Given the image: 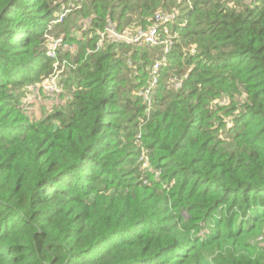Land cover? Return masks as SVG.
<instances>
[{
	"label": "trees",
	"instance_id": "obj_1",
	"mask_svg": "<svg viewBox=\"0 0 264 264\" xmlns=\"http://www.w3.org/2000/svg\"><path fill=\"white\" fill-rule=\"evenodd\" d=\"M67 2L0 0V264H264V0L180 9L148 114L137 94L163 47L94 51L95 32L145 29L174 0H84L55 23ZM73 14L92 16L80 38ZM49 39L78 45L69 109L30 122Z\"/></svg>",
	"mask_w": 264,
	"mask_h": 264
},
{
	"label": "built area",
	"instance_id": "obj_2",
	"mask_svg": "<svg viewBox=\"0 0 264 264\" xmlns=\"http://www.w3.org/2000/svg\"><path fill=\"white\" fill-rule=\"evenodd\" d=\"M84 0H68L67 5L68 7L61 9L58 16L56 17L55 23H60L63 21L65 17H67L71 12L77 11L81 9V3ZM235 1H242V0H233ZM175 7L172 9V12L164 13L162 11H157L153 18L151 19V25L147 28H134L136 30H139V35L137 33H134L133 35H126V33L123 31H119L117 29L116 24L111 21L107 20L104 28L102 31H96L95 34L97 36V41L95 43V51H98L100 49H103L105 47V44H128L131 47L137 46V47H143V48H149L153 46H162L163 51L159 58H157L151 69H150V79L147 83V87L144 89H141L138 92V97L141 98L142 102L146 106V114L149 113L151 105H152V93L155 85L157 84L156 76L157 72L166 63V57L165 53L168 51L172 44L173 36L170 34L169 29L167 27L168 24H171L175 20V16L178 14V11L180 9H191L192 2L191 0H174ZM233 2H231L233 4ZM92 20V16L88 19H82L79 18L77 21V24L82 27V29L90 27ZM133 29V30H134ZM176 37V36H174ZM62 39H57L54 42L50 43L49 49H48V56L52 58L54 61H56L54 65V73L52 77H50L49 80H45L42 84H40L44 90V93L48 95L49 97H53L54 95H59V81H57V74L59 73L57 71L58 61H57V54H56V48L59 47L61 44ZM61 46V45H60ZM189 52L191 55L194 54L195 49L194 46L189 47ZM64 64H61L63 66ZM180 83V82H178ZM222 103L226 102L227 99H222ZM216 103V102H215ZM136 143L138 144V147L140 149L138 162L141 165V169H148L149 168V157H148V150L142 145L140 134L137 135ZM160 172V171H159Z\"/></svg>",
	"mask_w": 264,
	"mask_h": 264
},
{
	"label": "rangeland",
	"instance_id": "obj_3",
	"mask_svg": "<svg viewBox=\"0 0 264 264\" xmlns=\"http://www.w3.org/2000/svg\"><path fill=\"white\" fill-rule=\"evenodd\" d=\"M75 14L72 15V34L75 38H80L81 30L79 29V25L77 24V20L74 19ZM79 18V17H78ZM77 18V19H78ZM74 24V25H73ZM134 28H139L138 26H131L126 27L124 32L126 35H133L134 33H137L139 35V30H136ZM134 29V30H133ZM119 30V31H123ZM47 47L50 45V39L47 42ZM107 44V43H106ZM105 44V45H106ZM156 47V46H153ZM153 47H149L147 50L149 52H156ZM61 53L67 52L68 57L66 56V62L67 65L64 64L61 66V63L58 61L57 71L59 72L57 74V81H59V95H54L53 97H49L44 93V90L40 84H42L45 80H49L50 77H52L54 73L49 75L47 78L43 79L40 83L31 84L25 87V93L24 97L22 99V103L20 105V112L23 116H25L30 122L39 121L41 119H46L50 115H52L56 110H66L68 111V105L66 104L70 100V92H67L64 85L61 83V80L67 75L71 74L74 70L75 66L72 63L71 58L76 55L78 51V45L76 43H70L68 41H62L61 40ZM95 51V49H94ZM73 59V58H72ZM64 61V60H63ZM55 65V64H54ZM176 87V86H175ZM227 98L224 94L220 95L219 98H217L215 101L219 105H227L229 102L226 101L222 103V99ZM68 108V109H67ZM228 120V117L225 119ZM149 170H151V166L149 164ZM152 172V171H151ZM160 172L155 171L153 172V179L156 180L159 178ZM255 242L264 247V228L262 229V232L255 238Z\"/></svg>",
	"mask_w": 264,
	"mask_h": 264
}]
</instances>
